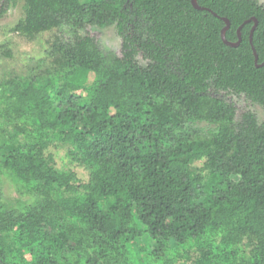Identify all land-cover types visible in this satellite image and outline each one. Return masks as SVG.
<instances>
[{
  "label": "trees",
  "instance_id": "16d2710c",
  "mask_svg": "<svg viewBox=\"0 0 264 264\" xmlns=\"http://www.w3.org/2000/svg\"><path fill=\"white\" fill-rule=\"evenodd\" d=\"M20 2L14 32L71 39L55 38L42 65L0 85L6 115L33 126L3 146L4 167L44 196L24 214L0 204V264H131L126 248L141 237L164 264L172 242L196 246L197 264H220L221 236L223 250L246 239L249 264H264V124L252 112L237 121L218 97L264 108L261 0H0V20ZM90 27H116L120 55L83 35ZM53 144L87 183L56 168Z\"/></svg>",
  "mask_w": 264,
  "mask_h": 264
},
{
  "label": "rangeland",
  "instance_id": "374dc122",
  "mask_svg": "<svg viewBox=\"0 0 264 264\" xmlns=\"http://www.w3.org/2000/svg\"><path fill=\"white\" fill-rule=\"evenodd\" d=\"M261 2L264 4V0H261ZM23 10L24 3L20 2L0 20V85L14 78L27 77L33 70L42 65L46 61L47 51L55 41V38L71 39L67 29L43 32L32 39L14 32L15 26L25 17ZM85 34L95 37L105 52L120 55L122 39L116 27L107 29L90 27L83 32V35ZM7 52H10L11 56H8ZM139 62L142 66L147 65V61L144 60L142 55L139 57ZM93 79L94 77L91 75L88 85L91 84ZM218 97L236 106L237 121L241 120L243 114L252 112L257 115L259 123L264 124V108L254 105L245 97H236L223 93L219 94ZM4 108L5 104L0 100V204L4 205L9 211L24 214L28 209L41 203L44 196L31 184L16 179L4 167L6 149L3 146L13 144L16 141L24 143L27 133L31 134L30 131L33 130V126L28 121L9 118ZM22 127L24 132H26L24 134L17 132L18 128ZM196 128L201 130L204 135L214 129L213 126L206 123H198ZM49 153L52 154L58 170H72L84 183L89 181L88 171L71 163L66 147L53 144L49 149ZM200 168L204 170L205 174L208 172L206 164L202 161L195 165V170ZM221 238L216 239V244L219 247L218 251L222 257V261H219L220 264H231L234 260L246 264L252 262L254 251L251 250L252 247L249 246L246 239L238 245H228L223 250L224 247L221 248V246H224V243ZM156 248L158 247L154 241L148 237H141L136 242L128 244L126 249L129 252L131 264H164V260L157 259L155 255ZM200 256L201 252L197 251L196 246L188 245L187 248H184L172 242L169 245L165 260L173 259L174 261L171 264H197Z\"/></svg>",
  "mask_w": 264,
  "mask_h": 264
},
{
  "label": "water",
  "instance_id": "95a60500",
  "mask_svg": "<svg viewBox=\"0 0 264 264\" xmlns=\"http://www.w3.org/2000/svg\"><path fill=\"white\" fill-rule=\"evenodd\" d=\"M194 4L195 5H197V2H196V0H194ZM256 22V21H255ZM227 24H228V22H227ZM226 30L227 29H225L224 31H223V39H224V41L226 42V43H228L227 41H226V39H225V32H226ZM254 31H255V27L253 28V30H252V32H251V44H252V46H253V35H254ZM239 36L241 37V35H240V31H239ZM230 44V43H229ZM238 44H234V46H237ZM253 51H254V55H255V62H256V64L258 65V61H259V57H258V55H257V53H256V50H255V48H254V46H253ZM264 64H262V65H258V66H263Z\"/></svg>",
  "mask_w": 264,
  "mask_h": 264
}]
</instances>
